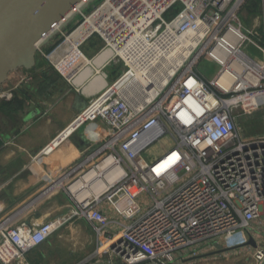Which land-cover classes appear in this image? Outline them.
Listing matches in <instances>:
<instances>
[{
	"label": "built area",
	"instance_id": "built-area-1",
	"mask_svg": "<svg viewBox=\"0 0 264 264\" xmlns=\"http://www.w3.org/2000/svg\"><path fill=\"white\" fill-rule=\"evenodd\" d=\"M248 1L102 0L81 14L64 40L100 10L95 19L102 31L92 30L80 42L99 34L104 45L95 55L119 48L141 25L151 40L165 30L198 36L161 87H139L144 102L132 104L119 82L129 67L90 96L42 148L52 150L88 120L107 127L97 145L44 189L63 190L70 203L66 214L38 225H12L15 213H0V263L26 264V253L71 219L92 225L91 264H177L183 250L180 256L187 258L216 241L227 249L247 243V230L264 215V134L244 136L237 127L240 115L264 102V0H258L259 31L243 26L240 11ZM177 3L180 9L166 19ZM201 58L215 66L210 77L198 69ZM160 140L167 145L149 152ZM142 194L149 200L145 207ZM102 202L125 223L108 218ZM252 258L262 263L264 244L254 247Z\"/></svg>",
	"mask_w": 264,
	"mask_h": 264
},
{
	"label": "crops",
	"instance_id": "crops-1",
	"mask_svg": "<svg viewBox=\"0 0 264 264\" xmlns=\"http://www.w3.org/2000/svg\"><path fill=\"white\" fill-rule=\"evenodd\" d=\"M38 53L40 57L48 58V55L46 54V57L42 51H38ZM76 53L81 57L80 59ZM82 53L79 48L73 47L61 55L62 58H66L68 54L77 55L76 70L71 73L62 69V58L57 59L56 65L66 75L64 76L66 81L69 82L70 78L83 69L90 62L89 59L95 56L96 51L92 53L91 49L85 48V54ZM38 61L39 59L36 58L35 64L30 68H17L9 72L0 88V102L1 100L8 102L13 97L22 101L19 111L15 113L14 118L11 117L12 121L16 119L17 129H12L8 115L0 112V136L5 138L4 143L0 146V213H15L12 225L21 223L38 225L66 214L70 203L63 190L57 187L44 192V189L53 179L59 178L63 172L79 162L85 153L97 145L104 137L107 128L104 122L99 119L85 121L76 125L69 136L59 145L44 152L42 148L71 124L85 107L89 94L86 95L71 82L66 87L61 86L57 95L51 94L50 96L49 93H46L47 91L43 94L39 83L34 82L46 70V67ZM108 66H110L109 62L104 64L101 71L112 76L113 72ZM116 77L113 76L110 83ZM106 83L105 85L110 84L107 80ZM47 90L53 93L55 89L47 86ZM99 208L108 218L118 219L125 223L122 216L108 203L102 202ZM69 221L68 224L62 225L56 234L59 244L67 239L62 238V235L71 237L77 244L79 241H82L83 244L81 247L76 245V249L73 250L68 248L66 253L75 254L84 249L93 248L95 234L92 225L83 219ZM246 235L247 243L244 246L233 249L223 246L224 248L221 250L216 249L219 252L217 256L229 259L231 251H236L232 253L236 255L240 250H254L256 245L264 244V215L252 222ZM49 240L48 238L26 253V264H46L44 261L37 260L33 252L40 250L47 243L49 244ZM184 254V250L177 253V264H189L195 258H184V256L181 258ZM40 256L44 257L42 253ZM63 263L61 262V264ZM6 264L22 263L10 262Z\"/></svg>",
	"mask_w": 264,
	"mask_h": 264
},
{
	"label": "rangeland",
	"instance_id": "rangeland-1",
	"mask_svg": "<svg viewBox=\"0 0 264 264\" xmlns=\"http://www.w3.org/2000/svg\"><path fill=\"white\" fill-rule=\"evenodd\" d=\"M101 1L102 0H93L92 2H90L84 9H82L81 11L82 14L88 15L95 6L99 5ZM257 1L258 0H249L248 2L244 4V6L242 7L240 11L241 20H242V23L245 29H248V30L254 29L257 31L260 30L259 27H261V6H260V3ZM179 9H180V4L177 3L164 14V17L166 19H170ZM82 20H83L82 15L76 14L70 20V22L63 28L61 32L56 33L47 43H45L41 47L39 51L40 52L42 51V53H45V55L56 48L55 51H53L52 53L48 55V58L44 59L42 58V56L40 57L38 55L39 54L38 51L35 54V58L39 59L38 62L46 67V70L42 73V76H45L49 80L55 79L58 83L53 93L47 90V86L42 88L41 90H43V94L47 91L46 93H49L50 96L51 94L57 95L58 89L61 88V86L62 87L68 86L69 82L73 83L80 90L79 86L86 83L84 81L87 79L89 74L93 72V69L100 70L101 65H103L105 61L110 60L111 57L114 56L115 49L113 47L112 48L107 47V49H104L98 55L93 56L94 57L93 59H89L90 62L86 64L83 67V69H81L76 75H74L71 80L68 79L69 82L66 81L64 77L66 75L63 74L64 72L62 70H59L60 67H56L57 59L62 58L61 55L65 54L68 50L73 48V46L69 44L68 41L64 42L63 40L65 36L67 35V33L71 32L73 28H75L76 25L79 24ZM80 44L78 45L79 47H76L75 49L79 48L81 53L83 52L85 54V48L91 49L92 53L100 50L104 45V41L99 36V34L93 33L88 39H86ZM134 47H133V44L131 43L128 47L122 50L120 55L121 57H123L125 62L133 59L135 55H137L140 51H142L147 46L139 45L137 47L136 46ZM48 48L50 49L49 52L46 51V49ZM136 48H140L141 50L136 49ZM77 55L68 54L66 58H62L63 61H62L61 67L65 72L71 73L72 71L74 72L76 70L77 62L75 59ZM78 58L80 59L81 57L78 55ZM123 59L117 55V58H113L109 62L110 66L108 67H110V70L113 72L111 73L112 76L108 75V73L105 74L102 71H100L102 72V75L97 74L100 76V78L103 77L105 84H107L106 80L108 83H110L113 76L118 77L119 75H121L122 72L129 69V66L124 62ZM197 66H198L199 71L202 74H204L206 77H210L214 73V70H215V66L210 61H208L206 58H201L198 61ZM106 75H107V79L105 77ZM91 88L93 92L90 93L88 97L92 96L96 92V90L99 89V88L95 89V87H91ZM81 90L83 93L86 92V91H83V89ZM237 127L243 133L244 136L264 134V102L259 103L258 108L249 112L248 114L240 115L237 118ZM166 145H167L166 140H160L151 147L149 152L154 153L158 151L160 147L166 146ZM139 201L141 202V205L143 207H145L149 202V200L146 199L144 194L139 196ZM69 222L70 221L66 222L65 224H68ZM58 232H59V229L54 231L48 237L50 239L49 244L47 243L46 245L41 247L40 250L33 252L35 254V258L37 257V260L44 261L46 264H61V262H64L63 264H91L94 262V260L90 261L87 259L88 255L91 253L93 248H90L91 250L84 249L83 251H79L78 253H75V254H67L66 251H68L69 249L70 250L76 249L75 248L76 245L77 247H81L83 242L79 241V243L77 244L75 241H73L71 237L62 235V238H67V239L64 240L63 242H60L59 244V241L56 239V234ZM61 233L63 234V231ZM205 247L203 246L200 247L195 258L189 264H250V262L251 264H253L252 254L254 250H248V251L240 250L239 254L236 253V255L232 254L233 252H236V251H231V253H229L231 255L228 257L229 259H226L227 257L225 258L223 256H220V257L217 256L219 252H217L216 249L211 247L210 244L208 245L206 244ZM208 248H212V249H208ZM41 253L44 255V257L40 256Z\"/></svg>",
	"mask_w": 264,
	"mask_h": 264
},
{
	"label": "water",
	"instance_id": "water-1",
	"mask_svg": "<svg viewBox=\"0 0 264 264\" xmlns=\"http://www.w3.org/2000/svg\"><path fill=\"white\" fill-rule=\"evenodd\" d=\"M92 1L0 0V88L12 70L32 67L36 52ZM213 246L223 249L217 241Z\"/></svg>",
	"mask_w": 264,
	"mask_h": 264
},
{
	"label": "bare ground",
	"instance_id": "bare-ground-1",
	"mask_svg": "<svg viewBox=\"0 0 264 264\" xmlns=\"http://www.w3.org/2000/svg\"><path fill=\"white\" fill-rule=\"evenodd\" d=\"M99 11L100 10L95 12L91 17L87 18L86 23L74 33L68 35L64 42L68 41L69 44L76 48L90 31L95 29L102 31L100 22L96 21L97 19H95ZM142 29L143 25H141L139 31L137 30L135 34L132 35L124 44H121L119 48L116 45L109 47H113L115 49L114 56L111 57V59L117 58V55L123 59L120 54L122 50L128 47L131 43L133 44V47H137L139 45L147 46L137 55H135L133 59L127 62H125L123 59L124 62L130 67V71L125 73L119 82L122 83L121 85L124 88L125 94L130 96V102L134 105H139L147 98V95H143L141 89L139 90V87L141 88V86L144 85H153L154 88L161 87L162 84L183 64L191 48L192 41L198 36V34L195 32L176 36L169 30H165L164 33H161L154 40H151L142 33ZM136 49L141 50L140 48ZM103 50H101L99 53H101ZM93 58L94 57L91 59ZM108 61H105L104 64H106ZM104 64L101 65L100 70L93 69V72L90 73L87 79L84 81L86 83L79 86L80 89L86 91V95L93 92L91 87L98 89L105 86L103 77L100 78V76L97 75H102V72L100 71ZM71 79L72 78H70V80Z\"/></svg>",
	"mask_w": 264,
	"mask_h": 264
},
{
	"label": "trees",
	"instance_id": "trees-1",
	"mask_svg": "<svg viewBox=\"0 0 264 264\" xmlns=\"http://www.w3.org/2000/svg\"><path fill=\"white\" fill-rule=\"evenodd\" d=\"M49 48L46 49L47 52H49ZM39 83L40 88H44L45 86H50L53 87L54 89L56 88V85L58 84L55 79H47L45 76L38 77V80L36 81V84ZM43 86V87H42ZM22 101L18 98L11 99L10 101H2L0 102V112H3L4 114L8 115L11 121V127L12 129H17V121L14 119L13 121L11 120V117L14 118L15 113L19 111V108H21ZM3 133V132H2ZM5 133V132H4ZM257 135V134H256Z\"/></svg>",
	"mask_w": 264,
	"mask_h": 264
},
{
	"label": "flooded vegetation",
	"instance_id": "flooded-vegetation-1",
	"mask_svg": "<svg viewBox=\"0 0 264 264\" xmlns=\"http://www.w3.org/2000/svg\"><path fill=\"white\" fill-rule=\"evenodd\" d=\"M37 80H38V79L34 80V82L36 83Z\"/></svg>",
	"mask_w": 264,
	"mask_h": 264
}]
</instances>
